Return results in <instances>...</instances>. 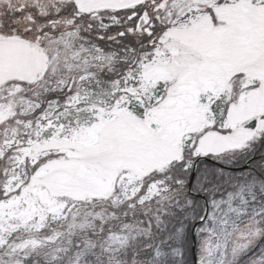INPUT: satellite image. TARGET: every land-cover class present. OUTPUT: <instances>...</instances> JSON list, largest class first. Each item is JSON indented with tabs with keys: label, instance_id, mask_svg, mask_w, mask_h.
I'll list each match as a JSON object with an SVG mask.
<instances>
[{
	"label": "snow or ice",
	"instance_id": "snow-or-ice-1",
	"mask_svg": "<svg viewBox=\"0 0 264 264\" xmlns=\"http://www.w3.org/2000/svg\"><path fill=\"white\" fill-rule=\"evenodd\" d=\"M0 264H264V0H0Z\"/></svg>",
	"mask_w": 264,
	"mask_h": 264
},
{
	"label": "trees",
	"instance_id": "trees-1",
	"mask_svg": "<svg viewBox=\"0 0 264 264\" xmlns=\"http://www.w3.org/2000/svg\"><path fill=\"white\" fill-rule=\"evenodd\" d=\"M233 171H236L237 173H239L241 171V168L233 169ZM196 251H197V247H196L195 244H193L191 246L190 251H189V257L194 258V255H195Z\"/></svg>",
	"mask_w": 264,
	"mask_h": 264
}]
</instances>
